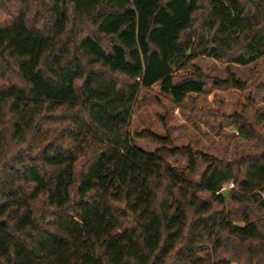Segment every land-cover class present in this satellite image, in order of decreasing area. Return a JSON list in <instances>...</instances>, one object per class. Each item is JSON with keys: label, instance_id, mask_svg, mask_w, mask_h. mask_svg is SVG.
Returning <instances> with one entry per match:
<instances>
[{"label": "trees", "instance_id": "1", "mask_svg": "<svg viewBox=\"0 0 264 264\" xmlns=\"http://www.w3.org/2000/svg\"><path fill=\"white\" fill-rule=\"evenodd\" d=\"M201 59H264V0H0V264H264V114L216 115L248 154L130 136L155 85L177 107L211 87L264 98L230 69L180 74Z\"/></svg>", "mask_w": 264, "mask_h": 264}, {"label": "rangeland", "instance_id": "2", "mask_svg": "<svg viewBox=\"0 0 264 264\" xmlns=\"http://www.w3.org/2000/svg\"><path fill=\"white\" fill-rule=\"evenodd\" d=\"M195 68L220 81L228 79L230 69L239 80L254 88L264 85V59L248 67H229L210 59H201L194 63V68H188L180 74L192 73ZM198 111H211L213 117H200ZM219 113L226 117L239 115L255 121L257 115L264 114V98L259 93L243 92L232 86L211 87L200 97L189 95L183 104L177 107L169 96L161 92L160 85H155L150 90L140 92L129 132L135 145L147 152H154L162 147L152 138L157 136L168 140V148L189 147L195 153L211 158H221L226 154H248L251 143L242 139L230 123L224 119L218 120L216 115ZM259 129L264 134V120ZM164 160L175 168L187 165V158L182 156L169 155ZM204 169L205 165H201L198 175L194 178L195 185H198ZM231 191L224 192L227 202H230Z\"/></svg>", "mask_w": 264, "mask_h": 264}, {"label": "built area", "instance_id": "3", "mask_svg": "<svg viewBox=\"0 0 264 264\" xmlns=\"http://www.w3.org/2000/svg\"><path fill=\"white\" fill-rule=\"evenodd\" d=\"M234 188L233 184L227 185L221 189L218 194H224V192L232 190Z\"/></svg>", "mask_w": 264, "mask_h": 264}]
</instances>
